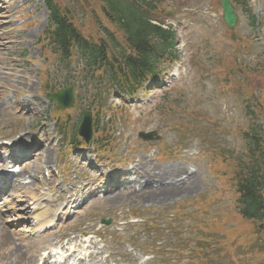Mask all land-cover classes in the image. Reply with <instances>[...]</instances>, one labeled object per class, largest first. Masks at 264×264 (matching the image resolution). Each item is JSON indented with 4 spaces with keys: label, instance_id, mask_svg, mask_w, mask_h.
<instances>
[{
    "label": "rangeland",
    "instance_id": "rangeland-1",
    "mask_svg": "<svg viewBox=\"0 0 264 264\" xmlns=\"http://www.w3.org/2000/svg\"><path fill=\"white\" fill-rule=\"evenodd\" d=\"M68 1L84 36L111 28L98 0ZM235 13L230 31L219 0H165L154 15L172 27L177 59L161 61V80L130 100L105 94V80L80 70L77 54L65 60L40 42L47 22L42 0H0V145L24 135L25 145H40L18 165L27 183L15 184L0 203V247L14 254L0 264H40L44 240L68 246L86 238L99 251L92 264H264V232L246 231L234 215V162L216 159L240 155L250 126L264 130V0H248L246 10L235 5ZM113 37L126 46L120 33ZM67 85L78 99L57 110L45 94ZM91 94L99 95L101 109L90 107ZM89 110L99 150L79 138L68 146L59 133L69 138ZM125 165L124 179L135 185L111 191L112 201L94 197V180L111 187L117 179L104 177ZM85 184L88 196L80 190ZM71 188L86 203L68 220L61 215L53 230L32 234L29 208L47 198L56 203L52 211L45 207L49 212H62Z\"/></svg>",
    "mask_w": 264,
    "mask_h": 264
},
{
    "label": "trees",
    "instance_id": "trees-1",
    "mask_svg": "<svg viewBox=\"0 0 264 264\" xmlns=\"http://www.w3.org/2000/svg\"><path fill=\"white\" fill-rule=\"evenodd\" d=\"M98 1L111 28L101 26L99 31L102 33L93 30L94 35L86 37L67 18L58 0H43L48 21L40 42L65 60L77 54L81 60L80 70H85L91 76L97 74L105 80L108 85L105 94L114 89L121 94L132 95L149 78L160 74L161 61L170 62L177 58L174 31L171 27H162V20L154 15L165 0ZM66 3L70 8V1L66 0ZM233 3L246 10L247 0H233ZM115 31L125 40V48L117 47L119 44L113 37ZM89 99L92 109L97 111L102 108L99 95L91 94ZM98 131L102 132L100 129ZM241 137L245 147L240 155L230 157L221 154L216 159L220 164L229 160L234 162L229 187L236 196L234 215L238 217V223L246 231L257 230L260 232L258 235H262L264 130L260 124H254L243 131Z\"/></svg>",
    "mask_w": 264,
    "mask_h": 264
},
{
    "label": "bare ground",
    "instance_id": "bare-ground-1",
    "mask_svg": "<svg viewBox=\"0 0 264 264\" xmlns=\"http://www.w3.org/2000/svg\"><path fill=\"white\" fill-rule=\"evenodd\" d=\"M26 139L28 140V137H26L24 135V138H19L17 141H15L14 143H15L16 147H21L24 143H27L26 142L27 141ZM4 164H6V161H0V166L1 165H4ZM24 172H25V170H21L20 169L18 171V173L15 175V179L22 178L23 175L25 174ZM165 174L167 176L168 175H173V170L170 169V168H167ZM173 185H175V184H170V186H173ZM170 189H171V187H169V190ZM176 189H178V188H176ZM169 190L168 191H165L164 194L167 195V192H169ZM170 191H172V189ZM172 193H174V192H172ZM104 197L108 201H112V200L116 199V194L108 193ZM72 201L71 200L70 201H67L66 204H69ZM36 216H37V218H39V220H38V225L39 226H42V225H44V224L47 223L48 219L44 216V212L43 211L40 212V213H38ZM2 223H3V220H1V218H0V224H2ZM1 232H2V228L0 227V234H1ZM93 243L94 242L92 240H90L89 238L88 239H85L83 241H79V242H76L75 243V246L76 247H79L83 251H86L87 252V254L85 255V257L90 261V263H86L84 259H78V260H76L74 258V252L75 251L73 249H70V248L67 249L64 244L60 245V247H59L60 250L62 249V250H65V253L67 252V255L64 257L62 263H68L69 259H73L72 264H92L94 262L93 258H95V256L97 255V253H99L98 248H97V245L96 246L95 245H92ZM51 244H52L51 240H44V242L39 243V245H40L39 251H43V250L49 248L51 246ZM6 249L10 250L9 248H6ZM6 249H5V244L0 247V259H5V257L9 259L10 257H12V255H14V254H11ZM89 249L92 250V251H88ZM31 257L33 258V256H31ZM50 257H51V255L48 254L46 256V258L44 259V261L42 262V264H46L47 261H49ZM29 260H30V258H29ZM52 262H54V261H52ZM54 264H58V263L54 262Z\"/></svg>",
    "mask_w": 264,
    "mask_h": 264
},
{
    "label": "water",
    "instance_id": "water-1",
    "mask_svg": "<svg viewBox=\"0 0 264 264\" xmlns=\"http://www.w3.org/2000/svg\"><path fill=\"white\" fill-rule=\"evenodd\" d=\"M219 6L222 9V20L228 29L232 30L235 26L237 17L234 13V8L229 0H219ZM66 13L69 14L68 9H66ZM234 35H232L233 37ZM49 100H53L56 102L58 109H66L73 105L74 97L71 87H66L61 89L59 92L51 95H46ZM78 134L81 135L85 141L87 142L92 136V127H91V117L89 112L83 114L82 121L78 127ZM140 137L144 140L151 139V134H140Z\"/></svg>",
    "mask_w": 264,
    "mask_h": 264
}]
</instances>
